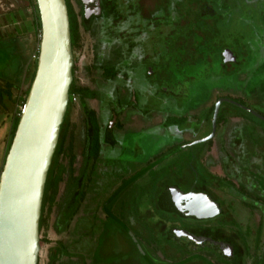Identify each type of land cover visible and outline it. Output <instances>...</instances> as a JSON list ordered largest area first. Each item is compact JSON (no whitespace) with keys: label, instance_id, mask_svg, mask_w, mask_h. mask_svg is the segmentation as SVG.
I'll return each mask as SVG.
<instances>
[{"label":"rangeland","instance_id":"374dc122","mask_svg":"<svg viewBox=\"0 0 264 264\" xmlns=\"http://www.w3.org/2000/svg\"><path fill=\"white\" fill-rule=\"evenodd\" d=\"M7 1L0 0V12L6 11L7 7L10 8V2L8 4ZM11 1L15 2L16 12H22L21 15L16 16L19 20L16 24H19L20 29L23 30V27H28L27 24L32 19L33 8L28 5L26 0ZM118 1L120 14L119 18L114 21L115 27L112 29V32L116 33L115 37L112 36L109 29H102V21L96 19L90 24L88 30L83 27L80 28V47L75 52V75L78 85L102 91L101 96L105 106L109 107V110H114L118 115L128 104L133 105L134 102L136 105L131 111L126 109L125 112L127 113L121 120L119 119L124 124V128L122 130H119L117 126L114 128L116 146L110 153L108 152L106 157L104 156L103 161L109 165L107 171L103 170L105 175L101 188L103 193L110 185L112 178L119 180L126 178L127 175V178L131 175L132 178H135L134 175L141 172L147 162L165 155L175 142L180 141L183 129L187 128L189 124L188 113L195 111L196 105H199L197 116L200 117L204 113V109L209 108L212 104L215 105L218 97L229 96L237 98L239 102H244L253 110L264 115V107H261L264 104V0ZM71 3L75 12L79 13L81 7L77 0H71ZM162 5H169L166 12L158 10V6L161 7ZM203 5H207L212 13L209 10L207 15H202L201 7ZM164 14L169 17H163ZM139 18L142 20V26L150 25L151 28H158L163 32L160 35L158 32L154 35L149 34V31L143 33L145 41L141 37L139 38L141 40V52L139 49L133 51L146 57L143 63L136 57L137 54H134L127 67L124 66L126 71L123 70V67L118 70V67V73L112 79H107L104 70L96 61L95 55L100 54L101 64H104L106 68H108L107 64L118 65L121 63L123 51L120 48V41L124 40L128 44L127 40L131 38L133 27L141 24ZM151 18L153 19L152 22L149 20ZM156 20H160V23H155ZM3 30L12 31L13 29L10 24L3 27L0 25L1 33ZM31 31L32 34H22L19 37L20 40L18 39L21 47L20 54L22 57L29 56L26 58L30 64H26L30 65V74L35 71L36 63L33 62V52L37 49L40 41V33L35 37L36 28L34 24L31 25ZM134 36L137 37L138 33H134ZM8 48L7 42L0 40V82L4 85L8 81L13 85L10 87L5 85L7 89L1 86L0 170L10 140L13 116H18L22 110L24 92L30 81V79L26 81L28 75L26 65H23L19 73L15 71L19 55L11 56L15 49L12 46ZM228 48L234 52L238 64L231 62L229 66L225 67L221 55ZM16 51L18 52V49ZM9 61H13L12 69L18 74L16 80L9 77V71L5 73L2 71V66L4 68L10 63ZM146 66L148 70H145ZM149 69L152 70L153 75L150 74ZM111 70L113 71L112 68ZM125 76L129 79L124 80ZM166 89L173 95L165 92ZM7 91L10 92L11 97L7 96ZM17 99L19 100L16 102ZM100 102V98L96 97L94 100L87 101V105L89 108L99 111ZM80 104L76 97L68 116L69 124L74 125L73 133L70 136L71 139L68 137L65 143L66 147L69 144L72 145V152L75 155L73 166L76 174L81 164L80 153L82 152L84 137L82 122L85 119V114ZM108 104L110 105L108 106ZM226 106L231 111L240 113L236 107ZM184 116L187 118L186 121L183 120ZM104 118H106V114L102 116L101 120L103 121ZM239 124H243V121L240 119L230 120L227 131L233 125ZM164 125H166L165 129H163ZM209 128L210 125L207 127L203 125L204 131H208ZM261 128L264 129L263 124H261ZM170 135L174 137L171 138ZM260 137L258 135L254 138L248 128L242 130L241 138L244 152H255V150L262 149L264 141L258 139ZM66 155L67 151L64 149L62 156L58 159L59 164L55 175L59 173L60 164L64 167L68 164L70 157H66ZM185 156L177 155L175 157L178 160L176 171L182 167L181 163L185 161L183 158ZM151 165L153 164L151 163L143 171H147ZM248 167V165H239L237 170L245 175L249 173ZM252 169L254 170V168ZM179 173L181 174L182 170ZM62 177L63 180L58 186L56 204L52 207L47 206L44 215L45 221L40 231L38 264H51L50 253L52 250H56L55 264H93L94 262L95 264H166L164 262L179 264L192 257L176 256L168 247L165 252L166 256H164L161 248L169 243L164 237L152 233L151 224L153 225L156 221L154 218H150L147 223L140 220L143 223L141 226H148L146 227V234H142L137 222L140 219L139 214L144 215L146 210L152 209V202L149 200L150 193L148 194L145 189L143 192L137 193L135 185L134 188L130 186L131 188L129 187L121 196L124 197L122 199L127 197L128 200H132L129 204L128 213L125 212L122 214L123 217H120L123 223L119 224L113 218L108 217L107 222L101 226L103 232L99 235L98 240L96 234L95 236L90 234L92 243H84V241L79 240L78 221L82 215L81 212L74 217L70 225L62 227L57 223L59 205L64 202L63 195L67 174H63ZM150 177L151 181L156 178L153 174ZM252 177L257 178L254 175ZM256 181L259 185H263L259 179ZM153 183L151 185H154ZM130 214L134 218H130ZM246 216L245 213V217L244 214L240 217L243 221L242 224H230L227 226L228 231L225 229L226 237L235 247L233 254L240 259L235 264H254L253 258L257 253L252 238L259 226V216L254 215V223L250 224L252 237L245 240L248 231V223H246L248 218ZM201 225L190 224L193 227ZM261 227V243L264 244V223ZM126 230L130 231L140 242L143 239L151 240L155 247L160 249L161 254L157 253L156 256L158 257L152 256L150 254L153 252L152 249H145L146 255L138 252L134 241L132 243ZM96 233L100 234L98 231ZM247 247H251L249 252H247ZM88 250H91L90 255L86 253ZM244 252L245 254L249 253L250 256H244ZM93 254L94 257H91ZM83 255L86 257L84 262L81 260ZM258 255L264 261L262 245L258 250ZM170 257L178 259H170L169 261ZM224 258L231 260L233 255L229 253ZM255 258L257 259V257ZM185 264L209 263L194 257ZM210 264L221 263L210 261Z\"/></svg>","mask_w":264,"mask_h":264},{"label":"flooded vegetation","instance_id":"af4514ba","mask_svg":"<svg viewBox=\"0 0 264 264\" xmlns=\"http://www.w3.org/2000/svg\"><path fill=\"white\" fill-rule=\"evenodd\" d=\"M7 2L8 4L10 2V8L7 7L6 11L0 12L1 27H3L5 20L7 21L6 17L8 14L11 13V16L13 14L12 12H16L14 5L15 2L11 0H8ZM80 7L84 12L81 1ZM100 16L95 17L99 18ZM149 20L152 22L153 19L151 18ZM140 21L141 24L139 26L137 25V27H133V33L130 35L131 38L127 40L128 44H126L124 40L120 41V48L123 51V61L118 65L109 64L114 71V75L108 79H112L116 73H118V67V70H121L123 67V70L126 71L125 68L130 63L129 61L134 54H137V52H133L135 49H139V52H141V40H139V38L141 37V39L145 41L143 33L149 31V34L154 35L158 32L160 35L161 32H163L158 28H151L150 25L142 26V20L140 19ZM154 22H157V20ZM132 25L134 26V23H132ZM114 27L115 24L110 26L109 31L112 32ZM11 32L12 31L9 30H3L1 33L0 31V40L7 42L9 48L12 46L9 39V34ZM134 33H138V36L135 37ZM115 35L116 33L112 32V36L115 37ZM76 50H72L74 56L72 73L73 81L77 84L75 75ZM225 50L231 51L229 48ZM18 51L19 52L15 50L11 55L13 57L17 55L20 56L19 61H16L17 69L15 71L19 73L22 70L23 65H26V70H28L26 81H28L31 73L29 68L30 65H27L29 60L25 58L26 56L22 57L20 50ZM223 53L221 55L222 63L224 61ZM232 53L234 54V52ZM136 57L142 63L146 58L145 56H140L138 54ZM95 58L101 66V56L100 58H97L95 55ZM235 59L236 61L233 63L238 64L236 56ZM9 62L4 68L2 66V71L3 73L9 71V77L16 80L18 74L12 69L13 61ZM230 63L231 62L224 66L227 67ZM7 66L8 68H6ZM145 70H148L147 66L145 67ZM149 71L150 74L153 75V73H151L152 70L149 69ZM123 75L125 74L123 73ZM128 79V77H124V80ZM9 84L12 85V83L8 81L5 82L4 85L0 82V89L1 86L7 88V85ZM77 86L84 87L95 94L94 98H86L85 104H82L80 99H78L85 114V119H83L82 122L84 125V137L83 146L81 148L82 152L80 153L81 164L77 174L75 173L76 171L73 166L75 155L72 152V145L69 144L67 147L65 146V150L67 151L66 157H70V160L65 166L67 179L63 195V206L67 209L70 208L71 200L75 195V192H77L78 203L76 206V213L70 218L66 225H70L79 212L82 213L78 221L79 240L84 241V243H92L90 234H94V236L96 234V239L98 240L99 235L103 232L101 226L107 222L108 217H111V219L113 218L114 221H117L119 224L123 223L120 217H123L122 214L125 212L128 213L129 204L132 200H128L127 197L122 199L124 197L121 196L130 186H133L134 188L135 185L137 193L143 192L144 189L148 194L150 193L149 200L152 202V209L146 210L144 215L139 214L140 219L137 221L139 228L142 231V234H146V227L148 226H141L143 223L140 222V220L147 223L150 218H154V220L156 219L155 223H153V225L151 224L152 233L154 232L157 235L164 237V239L170 244H165L161 248L164 252V256H166L165 252L168 247L170 251H173L175 255H178L179 257L182 255L186 256V258L190 256H201L209 261L226 264V258L224 257L229 255V253L233 255L235 247L226 237L225 229L227 230V226L230 224H242L243 221H241L240 217L243 216V214L245 217V213L247 215L246 218H248L246 220V223H248V235L246 233L245 240L252 237L250 224L254 223L253 217L257 214L259 216V226L256 228L255 236H253L252 239H258L260 246L262 245L264 249V244L261 243V226L264 223V146L262 149L255 150V152L246 151L245 153L241 138V131L248 128L254 138L259 135L261 137L258 139L264 141V129L261 128V124L264 125L263 114L253 110L244 102H239L237 98L220 96L216 99V103L220 99H227L234 103H221L217 113L216 123L213 127L216 103L214 106L212 104L209 108L204 109V113H202L200 117L197 116L199 105H196V108L194 107V109H196L193 111L194 113H188L189 116L187 117L189 118V124L187 128L183 129L180 141L175 142L165 155L147 162L146 165L144 164L145 166H143L141 172L134 175V177L136 176L135 178H132V175L128 178L127 175L126 178L119 180L117 178H112L110 185L107 186L106 191L103 193L101 192L102 184L105 180L103 170L107 171L109 166L103 161L104 156L106 157L108 152L110 153V151L116 146L114 128L115 126H117L119 130L124 128V124L120 122L119 119L121 120V118L127 113L125 111L128 109L131 111L136 105H134L133 100H131L133 105H131V103L128 104L118 115L114 110H109V107L105 106L104 100H102L101 96L102 91L93 90L83 85L77 84ZM165 92L173 95L168 89H166ZM96 97H99L101 101L99 111L91 109L87 105V101L94 100ZM109 105L110 104H108V106ZM226 105L236 107L240 113L231 111ZM261 107L263 108L264 104ZM90 113H92V115H89ZM105 114L106 118L102 121L101 118ZM91 117L94 120V126L90 119ZM232 119H240L243 121V124L233 125V127L227 131V129H229L228 124ZM183 120L186 121L187 118L185 117ZM208 124L210 125V128L208 131H204L203 125H206L207 127L209 126ZM165 126L166 125L163 126V129H165ZM73 128L74 125H70L68 119V123L65 127V143L67 138H70L73 133ZM256 133H258V135H256ZM170 137L173 138L174 136L170 135ZM200 140L204 141L197 143V141ZM93 150H97L95 155L93 154ZM106 151L107 153H105ZM177 155H186L183 157L185 161L181 163L182 167L179 169V171L182 170L183 174H180L178 170V172L175 170L176 165H178V160L175 158ZM151 163L153 165L144 172L143 170ZM239 165H248L249 173H246L245 175L240 173L237 170V166ZM252 168H254V170ZM151 174L156 177L154 178V181H151ZM253 175L257 178H253ZM256 179L263 182V185H259ZM152 183L154 185H151ZM181 195H190L192 197L190 198L192 204L195 205V207L193 206L195 208L194 210L177 209V207H180L178 205H180L181 202ZM195 214L196 216H194ZM129 216L130 218H134L132 214ZM193 223L202 225L198 227L190 226V224ZM97 231L100 234H97ZM182 232H187L196 238L211 239L219 244L215 246H211V243H209V245L200 244L184 237L181 234ZM126 233L131 237L132 243L134 241L132 238L136 240L144 255L147 254L145 253V249H152L153 252L150 254L154 257H158L156 256L157 253L161 254L160 249L155 247L151 240L143 239L140 242L130 231L126 230ZM222 234L223 236H221ZM134 245L136 250L140 252L138 246L136 244ZM220 246H222V249ZM90 251L91 250H88L86 253L90 255ZM91 257H94V254L93 256L91 255ZM85 259L86 257L83 255V259H81L82 262H84ZM148 259L150 258L148 257ZM170 259L177 260L178 258L170 257L169 261ZM92 260H94V258H92ZM261 262V264H263L264 261L262 260ZM164 263L170 264L171 262ZM93 264H95V262Z\"/></svg>","mask_w":264,"mask_h":264},{"label":"water","instance_id":"95a60500","mask_svg":"<svg viewBox=\"0 0 264 264\" xmlns=\"http://www.w3.org/2000/svg\"><path fill=\"white\" fill-rule=\"evenodd\" d=\"M80 1L85 17L100 16V0ZM35 2L41 36L34 77L0 170V264H38L45 184L73 82L74 56L66 1ZM223 59L225 64L236 61L230 50H225ZM222 102L234 103L227 99L217 101L213 127ZM181 197L178 210L195 209L190 195ZM181 234L200 244H219L211 239L196 238L187 232ZM138 249L142 253L139 246ZM194 257L210 264L201 256H192L179 264Z\"/></svg>","mask_w":264,"mask_h":264},{"label":"trees","instance_id":"16d2710c","mask_svg":"<svg viewBox=\"0 0 264 264\" xmlns=\"http://www.w3.org/2000/svg\"><path fill=\"white\" fill-rule=\"evenodd\" d=\"M65 1H66V5H67L69 22H70L71 44H72V50L73 51H75L76 49H78L80 47V40H81L80 28L81 27H83L84 29L88 30L90 24H92V22L94 20L100 19L102 21L101 22L102 29H104V28L109 29L110 28L109 26L114 25V21L119 18L120 4H119L118 0H100L101 1L100 2V5H101V16L99 18H97L95 16H91L89 18L85 17L82 8L80 9L79 13H76L74 8H73V5L71 3V0H65ZM77 2L80 4V0H77ZM29 3H30V6H32V8H33V12H32L33 21L32 22H33V24H34V26L36 28L37 34L41 33L40 21H39V15H38L36 2H35V0H30ZM167 8H169V5L168 6L167 5H162L161 7L158 6V10L161 11V12H166ZM208 9H209V7L207 5H203L201 7L202 15H207L208 12H209ZM211 11L212 10H210V12ZM164 16L166 18L169 17L166 14H164L163 17ZM159 21L160 20H158L155 23H160ZM108 40H110V39H108ZM37 55H38V50L36 52V55L34 56V62L35 63H36ZM97 58H100V55L97 54ZM107 65H108V68H106V66L104 64H101V68L104 70V75L108 79V78H111L114 75V71L111 70V66L109 64H107ZM109 66H110V68H109ZM35 67H36V64H35ZM34 72H32V74H30V76L31 75L32 76L30 78H28V79H30V81H29L27 89L24 92V98L22 100L23 104L25 103V99H26L27 93L29 91L30 84H31V82L33 80ZM7 86L10 87L12 85L9 84ZM1 91H2V89H0V93H1ZM7 94H8L7 95L8 97H11V94H10L9 91H7ZM94 96H95V94L93 92H91L90 90H88V89H86L84 87L77 86L75 81L72 82V84L70 86V90H69V97L70 98H69V104H68L67 112H66V115L64 117V122H63V124L61 126L58 144H57V147H56L53 159H52V163H51V166H50V169H49V172H48V176H47V181H46V184H45L44 197H43L42 209H41V217H40V225H39L40 226L39 227L40 231H41V229H42V227L44 225V221H45L44 220V215H45L47 206L52 207L53 205L56 204L55 201H56V196H57V193H58V186L62 182V180H63L62 176L65 173V167L62 164H60L59 171H58L59 173H58V175H55L56 174L57 165L59 164L58 163V159L62 156L63 151L65 149V138H66L65 127H66V124L68 123V115L70 113V109H71L72 104H73L72 98L73 97H77L78 99H80L82 104H85V99L86 98H94ZM18 100L19 99H17L16 102ZM89 115H92V113H90ZM19 116H20V113H19L18 116H13L12 128H11V131H10V142L7 145L6 153H7L8 149H9L12 137H13L14 132L16 130V127H17V124H18V120H19ZM90 119H91L92 124L94 126L95 123H94L93 118L91 117ZM95 137H96V135H95ZM96 151L97 150H93V154L94 155L96 154ZM77 203H78L77 192H75V195L73 196V198L71 200L70 208H68V209L64 208L63 203H61L59 205V207H60L59 216H58L59 218L57 220V223L59 224V226L61 225L63 227L64 225H66L67 222L70 220V218L76 213ZM253 246H254V249L257 251L256 255L253 258L254 259V264H259V263L261 264L260 261H261L262 258L261 257L259 258V255H258V250L260 248V244H259L258 239H253ZM249 250H250V247H247V252H249ZM55 252H56V250H52L51 253H50L51 264H55L54 263L56 261L55 260V258H56V253ZM244 256L248 257V256H250V254L249 253L245 254V252H244ZM255 257H257V259ZM263 258H264V256H263ZM191 260H189V261H187L185 263H188ZM238 260H240V259H238L233 254V259H231V260L229 259L228 261L226 260L225 263L226 264H229V263L230 264L231 263L235 264Z\"/></svg>","mask_w":264,"mask_h":264},{"label":"crops","instance_id":"0c3cea01","mask_svg":"<svg viewBox=\"0 0 264 264\" xmlns=\"http://www.w3.org/2000/svg\"><path fill=\"white\" fill-rule=\"evenodd\" d=\"M27 2H28V5L30 6V0H26ZM13 14L10 16V14H8V16L6 17L7 18V21L5 20V22L3 23V26H7V25H11L12 26V32L9 34V39H10V42H11V44H12V46L14 47V49L16 50V49H18V50H20L21 51V47H20V41H18V39L20 40V36L22 35V34H24V35H28V33H31L32 34V31H31V25L33 24V19H30V22L27 24L28 25V27L26 28V26L25 27H23V30H21L20 29V27H19V24H16V23H18L19 22V20L17 19V17L16 16H18V14H20L21 15V11H17V12H12ZM31 17H32V14H31ZM10 18V19H9ZM9 20V21H8ZM18 20V21H17ZM23 21V20H22ZM37 35V32H36V34H35V37H37L36 36ZM37 50H38V47H37V49L36 50H34L35 52H33L34 53V56L36 55V52H37ZM19 52V51H18ZM26 56V55H25ZM24 56V57H25ZM20 57V56H19ZM27 58L29 57V56H26ZM25 57V58H26Z\"/></svg>","mask_w":264,"mask_h":264},{"label":"built area","instance_id":"2783aa9c","mask_svg":"<svg viewBox=\"0 0 264 264\" xmlns=\"http://www.w3.org/2000/svg\"><path fill=\"white\" fill-rule=\"evenodd\" d=\"M40 36H41V33H40ZM76 100V97H73L72 98V102H74ZM22 111V110H21Z\"/></svg>","mask_w":264,"mask_h":264}]
</instances>
